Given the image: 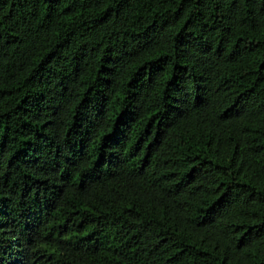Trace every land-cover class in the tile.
<instances>
[{
  "label": "trees",
  "instance_id": "obj_1",
  "mask_svg": "<svg viewBox=\"0 0 264 264\" xmlns=\"http://www.w3.org/2000/svg\"><path fill=\"white\" fill-rule=\"evenodd\" d=\"M0 264H264V0H0Z\"/></svg>",
  "mask_w": 264,
  "mask_h": 264
}]
</instances>
